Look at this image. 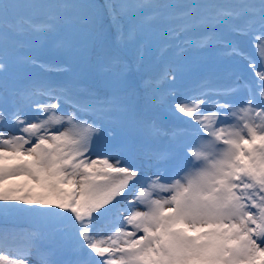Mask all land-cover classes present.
<instances>
[{
	"label": "snow or ice",
	"instance_id": "6c2138e0",
	"mask_svg": "<svg viewBox=\"0 0 264 264\" xmlns=\"http://www.w3.org/2000/svg\"><path fill=\"white\" fill-rule=\"evenodd\" d=\"M0 217V264H264V0H0Z\"/></svg>",
	"mask_w": 264,
	"mask_h": 264
},
{
	"label": "rangeland",
	"instance_id": "374dc122",
	"mask_svg": "<svg viewBox=\"0 0 264 264\" xmlns=\"http://www.w3.org/2000/svg\"><path fill=\"white\" fill-rule=\"evenodd\" d=\"M97 3L103 4L104 0H96ZM109 21L105 20V27H107ZM246 49H249L250 52H253L252 49H250V46ZM255 53V52H253ZM29 55L36 56L41 59H51L54 57L55 59L52 60V62H62L64 59V53L56 46L55 43L52 41H47L43 43H37L33 48L29 50ZM155 50L152 51L150 59H155ZM58 58V59H57ZM158 67V65H156ZM220 71H227L224 64L217 59L215 51H209L206 54V57L200 61L197 62V67L192 71L188 73L182 74L178 78V82L174 85L175 87L183 88L186 87L188 84L186 82H189L195 78L196 76L204 75L206 73H213L214 75L219 77ZM27 72L31 76H45L47 78H50L52 80H59L62 78L60 74L56 73H45L43 72L38 65L32 66L29 69H27ZM99 147H101V143H99ZM188 159L187 153L185 154V161ZM19 207H24V205H18ZM37 207V206H33ZM1 225H5L9 228V223H12L13 225L16 224L20 228L27 227V223L23 218L20 217H0ZM6 227V228H7ZM33 264H35V261L33 260Z\"/></svg>",
	"mask_w": 264,
	"mask_h": 264
}]
</instances>
